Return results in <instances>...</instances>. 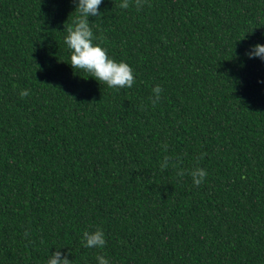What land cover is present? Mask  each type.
Listing matches in <instances>:
<instances>
[{
	"label": "trees",
	"instance_id": "1",
	"mask_svg": "<svg viewBox=\"0 0 264 264\" xmlns=\"http://www.w3.org/2000/svg\"><path fill=\"white\" fill-rule=\"evenodd\" d=\"M121 2L89 17L116 90L70 65L73 0H0V264H264V0Z\"/></svg>",
	"mask_w": 264,
	"mask_h": 264
},
{
	"label": "clouds",
	"instance_id": "2",
	"mask_svg": "<svg viewBox=\"0 0 264 264\" xmlns=\"http://www.w3.org/2000/svg\"><path fill=\"white\" fill-rule=\"evenodd\" d=\"M73 3L76 5L75 11L79 15L73 21V25L66 28L67 36L64 41L71 53L70 65L72 69L88 73L97 82L106 84L109 88L116 90L132 88L136 80L129 64L110 58L106 48L94 43L97 37L93 33L89 17L101 15L99 8L103 0H73ZM146 3L147 0H122L119 7L128 9L130 6H134L140 10ZM245 56L249 59L260 58L264 61V44L257 43L250 46V50L245 52ZM152 93L151 102L155 105L160 102L162 88L156 85L152 89ZM29 94L27 89L19 92L21 98ZM163 147L167 151V145L165 144ZM169 167L176 170L178 177H183L185 174V170L179 166L178 158L174 159L166 155L160 164V170L165 171ZM190 175L193 184L199 187L204 182L207 172L203 168L196 167L190 172ZM25 235L27 236L28 233L26 232ZM81 243L86 248L103 249L106 245L105 233L100 228L91 232L85 231ZM96 260L98 264H110L104 255H97ZM47 264H72V260H69L67 255H62L60 250H56L49 256Z\"/></svg>",
	"mask_w": 264,
	"mask_h": 264
}]
</instances>
